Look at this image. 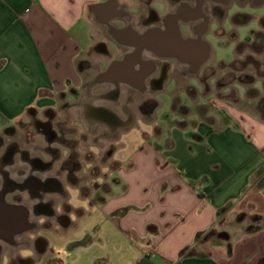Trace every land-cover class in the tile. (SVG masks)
I'll list each match as a JSON object with an SVG mask.
<instances>
[{"label": "crops", "instance_id": "0c3cea01", "mask_svg": "<svg viewBox=\"0 0 264 264\" xmlns=\"http://www.w3.org/2000/svg\"><path fill=\"white\" fill-rule=\"evenodd\" d=\"M131 1L0 0L4 128L59 120L68 139L37 137L22 156L2 137L0 186L26 185L4 192L22 203H0V264H264V226L246 232L260 225L250 215H264V77L247 60L253 50L207 42L204 28L190 39L197 64H245L254 78L221 74L191 80L187 94L181 81L171 96L158 92L159 47L141 23L149 10ZM255 1L224 3L225 13L263 18ZM257 18L235 24L241 40L264 37ZM99 43L105 63L84 84L78 60ZM256 57L264 67V45Z\"/></svg>", "mask_w": 264, "mask_h": 264}, {"label": "flooded vegetation", "instance_id": "af4514ba", "mask_svg": "<svg viewBox=\"0 0 264 264\" xmlns=\"http://www.w3.org/2000/svg\"><path fill=\"white\" fill-rule=\"evenodd\" d=\"M160 0L157 1V11L153 10L151 4L152 0H144L142 3L147 6L148 12L141 19L143 24V32L145 41L151 44L154 39L159 47L158 54L161 58V72L158 78L153 80L151 84L156 86L158 92H162L166 95H172L176 91L177 83L181 81L182 92H190V81L199 78V80H207L209 77H215L218 75H228L232 78L248 76L251 78L253 74H249L250 70H246V65L241 64L239 66L231 65L228 68H224L222 65H212L206 62L197 64L199 60L198 56L193 55L190 51V39H194L196 42L201 37L200 33L205 28L208 30L204 34V40L213 44H235L238 48L249 47L252 53L247 55V60L253 65L255 73L260 78L264 77V67L261 66L259 59L256 57L261 51L264 45L263 36H259L255 40L253 37H246L241 40L234 31V26L240 20L245 21L249 18L256 19V14L245 15L236 14L232 17H228L225 13L224 3L229 7L234 8H251L258 4L255 0ZM190 6L192 10H190ZM259 19V18H257ZM258 21L264 23V17ZM154 28L155 35L152 34L148 28ZM231 29V31L224 36V31ZM192 36V37H191ZM254 41L253 43H251ZM97 50L101 53L106 50L103 44L99 43L96 46ZM254 52V53H253ZM108 54V53H107ZM104 55V56H105ZM51 118L54 120L55 113H50ZM108 122L114 121L105 113H102ZM62 124L59 120H56V124L50 122H44L35 120L32 128H23L21 126L6 127L5 132L12 139V145L9 150L13 152L19 150L22 156L26 154L25 146L30 148L34 147L33 142L37 139H50L56 144H65L67 138L64 137L60 130ZM53 125L55 128H53ZM59 127H58V126ZM72 130L73 134V129ZM75 130V129H74ZM77 132L75 130L74 139L71 141L73 145L77 144L75 140ZM81 137V136H80ZM82 139H85L83 136ZM2 138H0V144ZM97 140V139H96ZM26 142V144H25ZM76 142V143H75ZM38 147V146H35ZM43 149V147H42ZM56 151V149H54ZM75 167H80V164H75ZM22 172V171H21ZM26 185V179L24 178L20 182H3L1 183L2 192L9 191L13 186L23 188ZM42 187V183H39ZM89 189H84L85 193ZM8 201L22 203L23 198L21 194L15 192L14 194H6ZM17 228V226H15ZM5 238L7 234L2 232Z\"/></svg>", "mask_w": 264, "mask_h": 264}, {"label": "rangeland", "instance_id": "374dc122", "mask_svg": "<svg viewBox=\"0 0 264 264\" xmlns=\"http://www.w3.org/2000/svg\"><path fill=\"white\" fill-rule=\"evenodd\" d=\"M132 5L135 6L136 8H138L139 6V2L136 0H132L131 1ZM93 19V18H92ZM94 26H96V28L100 31V33L103 35H106L107 31L105 30V27L99 25L95 20H92ZM116 24L118 25H122V21H116ZM81 60H83L81 62ZM106 60V56L102 55L99 51L97 50H89L87 51L85 54H83L80 59L78 60L79 63V67L81 68V73L83 75V81L84 84L89 83V78L91 77L92 74L95 73V69H96V63L97 61L100 63H105ZM82 67H84L87 70H82ZM61 98V96H59ZM166 101V102H165ZM167 99L164 97V101H163V107L161 108V110H159V114L161 115L163 111L167 110ZM177 116V115H176ZM179 117V116H177ZM169 121V119L167 120ZM16 127H23V128H32L34 126V120L32 121V118L29 120H25L23 119L18 121L17 123L14 124ZM9 136L6 132H5V128L4 126H0V138H2L3 136ZM3 139V138H2ZM8 139H11L10 136L8 137ZM12 141V139L10 140ZM247 222H249V220H246ZM252 224H257V221L251 220L250 221ZM226 231H229L230 226L228 225L227 227L225 226ZM224 229V228H223ZM229 233H227L226 235L228 236ZM231 237V236H230Z\"/></svg>", "mask_w": 264, "mask_h": 264}, {"label": "trees", "instance_id": "16d2710c", "mask_svg": "<svg viewBox=\"0 0 264 264\" xmlns=\"http://www.w3.org/2000/svg\"><path fill=\"white\" fill-rule=\"evenodd\" d=\"M8 122L6 121V119L3 117V115L0 113V126H5ZM250 217L256 221H260V225H255V226H251L248 227L246 232H251V231H255L258 228L264 226V215H250ZM199 235V234H198ZM136 264H156L154 261L151 260L150 257L148 256H144L143 258L139 259L138 262Z\"/></svg>", "mask_w": 264, "mask_h": 264}, {"label": "water", "instance_id": "95a60500", "mask_svg": "<svg viewBox=\"0 0 264 264\" xmlns=\"http://www.w3.org/2000/svg\"><path fill=\"white\" fill-rule=\"evenodd\" d=\"M0 203L3 205V206H12V204H10V203H6V201H5V194H3V193H0Z\"/></svg>", "mask_w": 264, "mask_h": 264}]
</instances>
